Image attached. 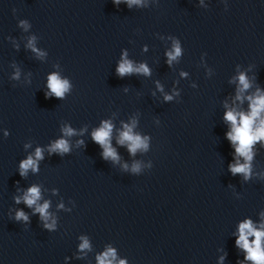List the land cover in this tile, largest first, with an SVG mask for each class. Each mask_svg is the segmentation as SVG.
Here are the masks:
<instances>
[{
    "label": "water",
    "instance_id": "1",
    "mask_svg": "<svg viewBox=\"0 0 264 264\" xmlns=\"http://www.w3.org/2000/svg\"><path fill=\"white\" fill-rule=\"evenodd\" d=\"M174 40L181 56L169 66ZM122 59L150 74L118 76ZM241 72L244 96L264 91V0H0V264H98L108 248L113 264H220L225 254L223 264H251L235 240L239 223L264 219V142L250 179L233 176L224 120L225 102L250 110L235 101ZM53 73L70 84L63 99L45 97ZM105 120L118 161L92 139ZM133 120L148 138L135 154L117 143ZM61 138L69 153L50 155ZM38 147V171L22 178L19 162ZM32 185L54 229L15 203Z\"/></svg>",
    "mask_w": 264,
    "mask_h": 264
},
{
    "label": "clouds",
    "instance_id": "2",
    "mask_svg": "<svg viewBox=\"0 0 264 264\" xmlns=\"http://www.w3.org/2000/svg\"><path fill=\"white\" fill-rule=\"evenodd\" d=\"M126 3L129 8L133 5L142 6V0H113V3L119 5L120 3ZM23 24L24 22L21 21ZM29 46L32 47V41H29ZM33 51H37L33 47ZM42 55V53H38ZM127 53H125V56ZM167 63L171 66L172 62L177 60L181 56V46L178 40L173 41L172 50L166 53ZM116 73L120 77L125 75H131L133 73H143L145 75L150 74V70L145 64H140L134 67L130 60L122 59L116 68ZM185 75V73H181ZM19 73L17 72L16 78ZM238 80V86L236 90L235 101H240L242 104L245 99L249 101V111H239L236 106L230 107L225 102L224 107L227 109L224 113V120L231 125V130L226 133V138L230 144L234 147V163H229L228 170L233 175H242L245 180L250 179L252 174V160L255 155L253 147L258 142H264V91L257 88L255 93L249 96H244V93L252 87L250 80L246 73H239L238 77L234 78ZM157 87L160 88L159 83ZM48 92L45 93L46 98L55 97L57 99H63L65 93L69 91L70 84L67 79H61L56 73H53L47 78ZM162 91V88H161ZM51 94V95H50ZM173 99L170 95H165L164 100L171 101ZM235 101L233 102L235 104ZM135 120L131 125L124 124V130L120 132L117 143L120 145L127 144L129 152L135 154L138 150L146 151L148 149V138H141L140 135L133 133L135 127ZM113 131V125L110 121H103L101 127L92 132V139L95 143L103 148L102 156L105 160L109 158L113 161H118L119 156L116 150L111 145V135ZM63 133L65 137H70L75 134L74 129L71 127H64ZM78 143H83L79 141ZM264 146V145H262ZM27 147V145H26ZM49 154H59L63 156L70 151L69 142L66 139H58L52 143L48 148ZM43 159V151L41 148H36L35 156L29 155L26 159L19 162L18 172L22 178H26L29 170L32 172L38 171V162ZM243 161V162H242ZM127 165H125V168ZM133 172L139 171V165H133ZM41 198L40 188L37 185L29 187L22 196L14 197L15 203L19 204L21 201L29 208L34 207V214L38 213L40 219L44 222L46 229H54L56 226L55 219H52L51 223L47 221L51 218L49 209V202L45 201L43 204H39L38 201ZM63 205H61L62 207ZM264 217V213L261 214ZM16 221L28 222V215L18 210L15 213ZM238 235L235 240V246L241 249L246 255L244 260L250 261L251 264H264V219L257 226L251 219H245L238 225ZM82 243L80 249H89L90 245L86 238L81 237ZM116 253L112 248H108L102 255L97 257L98 264H113ZM226 256V254H225ZM225 256L220 258V264H223ZM111 258V259H110ZM119 264H125V261H119ZM239 264H243L240 261Z\"/></svg>",
    "mask_w": 264,
    "mask_h": 264
}]
</instances>
